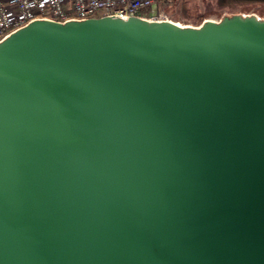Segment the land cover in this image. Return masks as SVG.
Instances as JSON below:
<instances>
[{"label":"water","instance_id":"water-1","mask_svg":"<svg viewBox=\"0 0 264 264\" xmlns=\"http://www.w3.org/2000/svg\"><path fill=\"white\" fill-rule=\"evenodd\" d=\"M0 264H264V20L2 42Z\"/></svg>","mask_w":264,"mask_h":264},{"label":"built area","instance_id":"built-area-1","mask_svg":"<svg viewBox=\"0 0 264 264\" xmlns=\"http://www.w3.org/2000/svg\"><path fill=\"white\" fill-rule=\"evenodd\" d=\"M163 1L165 0H0V44L36 21L65 24L106 17L124 20L132 17L164 19L154 14V8ZM245 16L258 18L255 14Z\"/></svg>","mask_w":264,"mask_h":264},{"label":"rangeland","instance_id":"rangeland-1","mask_svg":"<svg viewBox=\"0 0 264 264\" xmlns=\"http://www.w3.org/2000/svg\"><path fill=\"white\" fill-rule=\"evenodd\" d=\"M154 14L165 20L194 27L208 20L218 22L224 18L250 14L264 20V0H165L154 8Z\"/></svg>","mask_w":264,"mask_h":264},{"label":"bare ground","instance_id":"bare-ground-1","mask_svg":"<svg viewBox=\"0 0 264 264\" xmlns=\"http://www.w3.org/2000/svg\"><path fill=\"white\" fill-rule=\"evenodd\" d=\"M159 20H163V21H159ZM159 20H151L150 22H159V23H162V22H165V21H168V22H173V21H171V20H165V19H159ZM207 22H212V23H218V22H216V21H214V20H208ZM207 22H205V23H207ZM173 23H175V24H177L179 27H181V28H200L201 26H199V27H194V26H186V25H183V24H180V23H177V22H173Z\"/></svg>","mask_w":264,"mask_h":264}]
</instances>
